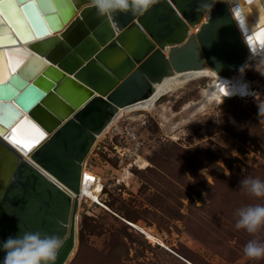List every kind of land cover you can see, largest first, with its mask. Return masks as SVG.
I'll return each mask as SVG.
<instances>
[{
  "label": "rangeland",
  "instance_id": "1",
  "mask_svg": "<svg viewBox=\"0 0 264 264\" xmlns=\"http://www.w3.org/2000/svg\"><path fill=\"white\" fill-rule=\"evenodd\" d=\"M247 65L248 98L196 109L209 80L193 79L96 139L86 159L103 190L81 200L66 264H264L244 254L249 240L264 243V225L236 227L239 209L264 205L240 183L264 181V66Z\"/></svg>",
  "mask_w": 264,
  "mask_h": 264
},
{
  "label": "water",
  "instance_id": "2",
  "mask_svg": "<svg viewBox=\"0 0 264 264\" xmlns=\"http://www.w3.org/2000/svg\"><path fill=\"white\" fill-rule=\"evenodd\" d=\"M202 2L158 0L142 16L101 17L89 0H71L74 15L58 34L24 45L48 60L29 81L42 96L26 113L47 135L28 159L0 139V166L11 160L0 181V242L24 232L60 236L55 264H66L77 244L82 164L116 110L149 100L174 72L209 66L227 78L239 71L247 50L231 12L251 25L247 8L258 2L264 11V0L217 2L210 13L196 11Z\"/></svg>",
  "mask_w": 264,
  "mask_h": 264
},
{
  "label": "snow or ice",
  "instance_id": "3",
  "mask_svg": "<svg viewBox=\"0 0 264 264\" xmlns=\"http://www.w3.org/2000/svg\"><path fill=\"white\" fill-rule=\"evenodd\" d=\"M252 2L247 0L248 4ZM72 15L71 0L59 4L54 0H0V137L24 156L47 135L44 128L26 113L42 96L35 86L29 85V81L48 64V60L42 59L40 48L24 45L58 34ZM236 17L240 18L239 10ZM254 42L264 49V27L248 36L249 45L254 47ZM55 43L50 40L48 46ZM48 76L56 79L51 72ZM86 99L83 97L72 102L80 107Z\"/></svg>",
  "mask_w": 264,
  "mask_h": 264
},
{
  "label": "clouds",
  "instance_id": "4",
  "mask_svg": "<svg viewBox=\"0 0 264 264\" xmlns=\"http://www.w3.org/2000/svg\"><path fill=\"white\" fill-rule=\"evenodd\" d=\"M89 2L99 16L110 17L116 13H131L134 16H142L158 0H89ZM217 2L230 3L231 0H206V2L200 3L196 11L210 13ZM261 64H264V61H261ZM247 66L245 63L240 67L241 77ZM260 75L264 76V72H260ZM223 94L225 97L234 95L244 97L252 93L247 82L234 80L231 87L227 85L224 88ZM240 183L252 195L264 196V181L258 178H245ZM238 216L236 227L238 229L243 228L249 233H255L264 225V205L241 208L238 210ZM63 245L64 239L62 237L40 232H24L23 235L9 236L0 242V251L4 252L0 264H55ZM244 254L251 259L264 258V243L249 240L244 246Z\"/></svg>",
  "mask_w": 264,
  "mask_h": 264
},
{
  "label": "bare ground",
  "instance_id": "5",
  "mask_svg": "<svg viewBox=\"0 0 264 264\" xmlns=\"http://www.w3.org/2000/svg\"><path fill=\"white\" fill-rule=\"evenodd\" d=\"M251 9L252 10L247 8V12L249 14V20L251 21V25H248V23H246V21L243 20V18L241 17H240L241 20L238 23L237 17L234 16L233 13L231 12L233 18L235 19L238 30L241 34V37L245 43L246 50H247L243 65L245 63L252 62V61L259 62V63H261V61H264V49H262L258 43L254 42L255 43L254 47L249 45L248 43V36L258 33L260 31V28L264 27V24H262V18H264V11L262 8L259 7L258 2L255 5H253ZM206 17L207 15L204 16V18L201 20V23H203L206 20ZM262 65L264 66V64ZM197 78L198 79L207 78L209 80V83H208V88L200 92L201 100L190 104L196 107V109H202V107L204 108V106L206 105H218L222 101H226V99L227 100H232V99L241 100L239 98H232V96L225 97L222 93H220L221 90L219 91L222 85L226 84L227 82L233 83L234 80H240L242 82H247L249 86L251 87L250 92L253 93L252 92L253 89L251 86L252 82L251 80L246 78L245 72L243 76L241 77L239 71H237L235 75L228 77L229 81L221 79L219 74L215 72L214 70L210 69L209 66H205L203 69L191 70L185 73L174 72L171 76L165 77L160 83L155 84L153 86L154 94L149 100H146V101H143V102H140L138 104L131 105L128 107L117 109L114 116L110 120V122L107 124L105 129L99 135L96 136V139H98L100 136L105 134L108 129L116 125L117 121L121 117L125 116L126 114L130 112L136 111V110L137 111L138 110H144V111L154 110L156 108V103L158 102L161 96L172 94L176 92L177 90L181 89L184 86V84L187 83L188 81L193 80V79L195 80ZM251 95L252 94L245 96L244 98L243 97H240V98L245 99V98L250 97ZM0 139H2L3 142L9 145V147L13 148L10 144L7 143V141L3 140L2 137H0ZM15 151L19 154V156L23 155L18 150L15 149ZM3 162L4 164L0 166V181L3 180L7 171L9 170V167L11 166V160L5 159ZM86 162H87V159L84 161V163L82 164V168H81L80 190H79V195L77 197L78 198L77 213H78L79 204L82 199L88 198L95 203L99 202L97 200L98 195L101 194V191L103 190V183L101 182L102 181L101 178L97 175H94L88 169ZM135 163L140 169L144 168L147 164L146 161L142 158H138L137 160L134 159L133 164ZM77 218H78V214H77ZM135 226L138 227V225H135ZM140 226H139L140 230L146 235L148 239H150L152 242L158 241V238L155 237V233L152 229L144 228ZM72 255L73 254H71V256ZM71 256L69 257V259L71 258Z\"/></svg>",
  "mask_w": 264,
  "mask_h": 264
},
{
  "label": "built area",
  "instance_id": "6",
  "mask_svg": "<svg viewBox=\"0 0 264 264\" xmlns=\"http://www.w3.org/2000/svg\"><path fill=\"white\" fill-rule=\"evenodd\" d=\"M221 77V79H223V80H227V81H229V79H228V77L226 78V77H223V76H220ZM248 81V80H247ZM229 86V87H231L232 86V83H229V82H227L226 84H224V85H222V87H220V89H219V91L221 90V89H223V88H225L226 86ZM252 86V85H251ZM250 89H251V87H250ZM220 93H224V91H221ZM224 95V94H223ZM248 96V95H247ZM245 97V96H244ZM243 97V98H244ZM232 98H239V99H243V98H240V96L239 95H234V96H232ZM227 100V99H226ZM86 164H87V162H86Z\"/></svg>",
  "mask_w": 264,
  "mask_h": 264
}]
</instances>
